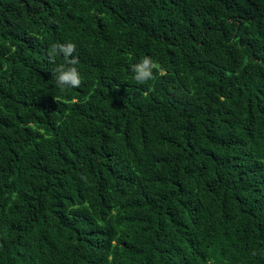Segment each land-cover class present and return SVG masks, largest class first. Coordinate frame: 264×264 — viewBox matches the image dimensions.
Here are the masks:
<instances>
[{
  "label": "trees",
  "instance_id": "trees-1",
  "mask_svg": "<svg viewBox=\"0 0 264 264\" xmlns=\"http://www.w3.org/2000/svg\"><path fill=\"white\" fill-rule=\"evenodd\" d=\"M0 264H264V0H0Z\"/></svg>",
  "mask_w": 264,
  "mask_h": 264
},
{
  "label": "clouds",
  "instance_id": "clouds-1",
  "mask_svg": "<svg viewBox=\"0 0 264 264\" xmlns=\"http://www.w3.org/2000/svg\"><path fill=\"white\" fill-rule=\"evenodd\" d=\"M75 50L74 44L67 45H56L51 49L50 55L53 57L62 53L67 60V58L73 53ZM77 61L72 59L69 63L75 64ZM132 70L135 73L133 79L137 84H145L150 80H155L157 78L156 74H154V70L156 73L162 74V69L160 65L153 61L150 57H144L139 63L132 65ZM57 83L64 87L65 85H71L78 87L81 84V79L78 75V72L75 68L70 70H65L63 66L57 68Z\"/></svg>",
  "mask_w": 264,
  "mask_h": 264
}]
</instances>
